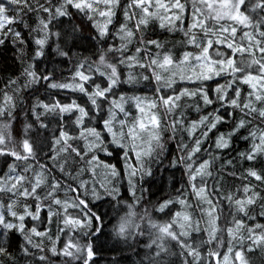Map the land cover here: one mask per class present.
Segmentation results:
<instances>
[{"label": "snow or ice", "instance_id": "6c2138e0", "mask_svg": "<svg viewBox=\"0 0 264 264\" xmlns=\"http://www.w3.org/2000/svg\"><path fill=\"white\" fill-rule=\"evenodd\" d=\"M3 4L0 12L7 11ZM6 18L8 26L0 23V113L15 108L7 89L19 77L25 108L14 113L11 127L26 137L25 151L31 154L34 139L40 151L50 149L47 160L59 148L71 166L67 174L52 168L51 187L63 191L50 192L48 202L25 194L32 202L19 213L0 209V264H134L122 254L132 247L127 222L106 218L113 201L136 199L137 185L140 199H155L157 213L174 222L191 200L207 207L211 233L197 226L189 234L188 264H205L195 245L207 236L205 247L214 246L218 231L228 243L209 251L207 264H256L257 250L264 256V203L257 205L264 201V0H43L34 8L25 0ZM29 23L41 30H29ZM19 159L0 148V179L22 178L14 175L21 172ZM100 164L111 186L93 182L91 198L89 179ZM77 171L79 182L72 178ZM241 175L243 183L233 188L229 180ZM225 202L227 215L218 208ZM60 211L66 223L57 220ZM85 227L80 236L76 229ZM25 231L41 242L47 237L51 246L37 247Z\"/></svg>", "mask_w": 264, "mask_h": 264}, {"label": "trees", "instance_id": "16d2710c", "mask_svg": "<svg viewBox=\"0 0 264 264\" xmlns=\"http://www.w3.org/2000/svg\"><path fill=\"white\" fill-rule=\"evenodd\" d=\"M40 3H43V0H27V4L33 6V8ZM24 4L25 0H19V4H9L7 3V0H4L3 6L7 11L0 12V23L8 26L6 17L13 15L16 12L17 7L23 6ZM24 11L26 12V9H24ZM22 18L27 19L28 17L25 15ZM12 27L14 29V26ZM32 28H35L37 31L41 30V26L38 23H29V30ZM9 39L15 41L14 36L10 35ZM25 52L26 50L23 47H20L19 57L21 65L28 63ZM8 55H11V53H8ZM0 66H2V64H0ZM92 66L99 67L101 71H109V69L102 65L93 64ZM138 74L142 75V73ZM67 76L68 73L65 71L62 79ZM17 81L16 84L11 85L7 89L8 94L13 97L15 108H12V106L9 105L7 106V112L0 113V135L3 137L2 141H0V148L8 152L16 153L21 157V159L15 163V167L20 169L21 172H17L14 175L22 176V178L20 180L15 178L10 179L5 175L0 179V209L19 213L26 203L32 202L26 200L21 202V193L28 194L29 196L36 195L40 201L48 202L51 199L49 196L50 192L63 191L61 189L54 190L51 187L52 178L54 176L52 168L59 170L63 167L65 169V174H67V170L71 166V157L65 152H60L58 148L55 159L47 160L44 152L50 151V149H45L43 152L40 151L37 147V142L31 137L27 138L32 139L33 151L31 154H28L25 151L23 141L26 137L24 135H17L11 127L16 120L14 113L20 111L21 108H25V104L21 103L23 93L17 92V89L22 86L23 80L18 77ZM4 91V86L0 84V93H3ZM8 112H12L13 115L9 116ZM150 114H152V112H150ZM44 115L50 120L53 119L51 113H45ZM159 115L161 118L164 117L163 108L160 109ZM20 119L22 122H26L24 112L22 111L20 112ZM18 127L23 129V123ZM161 128L163 129V124L161 125ZM94 142L95 138L93 136H88V143L91 144ZM172 147L174 148V145H172ZM46 160L47 164L51 165V168L46 166ZM112 162L115 163V160H112ZM96 167L99 166L97 165ZM101 169V174L103 175L104 180L98 177L97 181H95V176L89 179V192H87L86 195H89L91 198H94L91 192L93 182L104 184L106 188L111 186L112 178L108 174V171L103 165L101 166ZM177 176H179V173H177ZM72 178H75L76 181L79 182V171H77ZM36 181L38 182L36 183ZM117 183H119L118 179ZM241 183H243L242 175L239 181L229 180V184L232 185L233 188L239 186ZM34 184L37 189L36 193L31 191L32 188H35ZM125 187H127V185H125ZM189 203L191 207H185L184 214L174 222L169 216L157 213L155 199L148 201L146 194L143 199H140L139 185H137L136 199L130 198L119 202L113 201V207L108 209L109 216L106 220L114 218V223L117 224L121 219L127 222L125 237L126 241L131 243L132 247L130 249L126 248L122 254L132 255L134 264H155L154 257L159 261H166V264H188V261L191 260L192 257H188L186 252L193 245V241L189 239V234H195L197 226L201 231L208 229L209 233H211V225L214 223L207 214V207L205 206L204 210H201L200 201L191 200ZM260 203H264V201H257V205ZM218 208H220L225 215L230 211L227 202L223 205H218ZM256 210L258 211V208ZM56 218L60 223H66L63 219L62 211L57 214ZM170 225L172 226L170 227ZM111 228L112 225H109V230H111ZM87 230V227L76 229V231L80 233V236L86 234ZM173 234L175 235V238H173ZM23 235L28 241L35 244L37 247H44L47 249L51 246V242L47 237L43 238L41 242L28 231H25ZM50 235L53 238L55 237V225H53V230ZM244 235L246 236V233H244ZM216 236L217 239L214 246L209 245L208 247H205V243L209 239L207 236L204 238V241H200L195 245L196 250L201 251V258L205 261V264H207V253L209 251H220L221 248L228 243V237L222 231H218ZM74 240L80 248L85 246V242L82 239L77 237L74 238ZM123 242L124 241L122 240V243ZM182 242L186 243L188 247L182 249L180 247ZM235 243L236 241H233V245H235ZM157 246L163 249L164 255H158L159 249ZM136 252H138L139 255H134ZM256 256L259 259V263L261 260H264V256H261L259 250H257ZM20 264H23V262H20Z\"/></svg>", "mask_w": 264, "mask_h": 264}, {"label": "rangeland", "instance_id": "374dc122", "mask_svg": "<svg viewBox=\"0 0 264 264\" xmlns=\"http://www.w3.org/2000/svg\"><path fill=\"white\" fill-rule=\"evenodd\" d=\"M189 70H191V69H189ZM210 69L209 68H205L204 69V71L205 72H207V71H209ZM181 70L180 69H177V72L179 73ZM197 71H199V70H197ZM150 112H152V110L149 108V106L148 105H143V113H142V116H143V119L145 120V122H149V118L151 117V115L152 114H150ZM151 123H155V121L154 120H152L151 121ZM99 167H96L95 166V172H96V175H95V181H97V178L99 177L100 179H102V180H104V177H103V175L101 174V172H102V169H101V166L102 165H98ZM16 182V181H15ZM38 181H36V183H37ZM34 187L36 188V186H35V184H34ZM25 194L23 193H21V202H24L23 200V196H24ZM28 195V194H27ZM19 198V197H18ZM200 203H202L201 201H200ZM256 258V264H260L259 263V259L257 258V256L255 257Z\"/></svg>", "mask_w": 264, "mask_h": 264}]
</instances>
